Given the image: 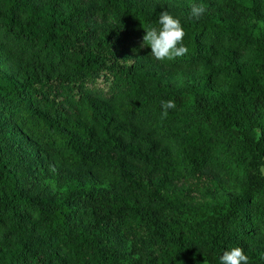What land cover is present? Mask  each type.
Segmentation results:
<instances>
[{"label":"trees","instance_id":"obj_1","mask_svg":"<svg viewBox=\"0 0 264 264\" xmlns=\"http://www.w3.org/2000/svg\"><path fill=\"white\" fill-rule=\"evenodd\" d=\"M263 170L264 0H0V264H264Z\"/></svg>","mask_w":264,"mask_h":264},{"label":"clouds","instance_id":"obj_2","mask_svg":"<svg viewBox=\"0 0 264 264\" xmlns=\"http://www.w3.org/2000/svg\"><path fill=\"white\" fill-rule=\"evenodd\" d=\"M206 9L202 5H193L191 15L200 18ZM146 35L143 37V44L150 48L149 56L157 61L172 60L188 53V48L183 40L186 35L185 29L178 17L168 11H162L155 26L143 28ZM176 107L174 100L169 99L163 103L164 113L167 115L168 109ZM249 257L245 250L239 246L233 247L223 252L219 258V264H248Z\"/></svg>","mask_w":264,"mask_h":264},{"label":"rangeland","instance_id":"obj_3","mask_svg":"<svg viewBox=\"0 0 264 264\" xmlns=\"http://www.w3.org/2000/svg\"><path fill=\"white\" fill-rule=\"evenodd\" d=\"M263 172H264V170H263Z\"/></svg>","mask_w":264,"mask_h":264}]
</instances>
